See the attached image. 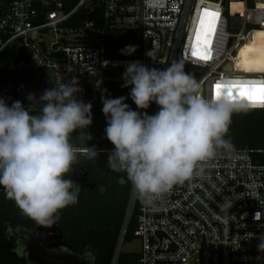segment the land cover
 <instances>
[{
  "label": "built area",
  "instance_id": "2783aa9c",
  "mask_svg": "<svg viewBox=\"0 0 264 264\" xmlns=\"http://www.w3.org/2000/svg\"><path fill=\"white\" fill-rule=\"evenodd\" d=\"M79 10L89 18L72 22ZM231 16L238 26L230 25ZM260 28L261 0L252 5L247 0H76L69 9L64 0H0V52L21 45L53 87L77 79L82 89L77 98L90 103L91 111L101 103L100 84L123 81L129 61L163 69L182 60L208 99L215 97L217 84L264 87V71H241L236 60L246 33ZM123 34L140 41L139 53L106 55L103 38ZM153 46L157 62L145 55ZM13 87L15 101L37 112L36 101L29 103L28 96L38 100L41 95L21 82ZM220 92L227 97V89ZM233 96L240 100L237 89ZM241 101L249 109H264V103ZM146 111L154 115L158 107L153 103ZM133 214L137 248L121 251ZM262 238L264 149L219 150L202 172L152 203L141 201L130 185L109 264H117L122 252L136 253L130 264H264Z\"/></svg>",
  "mask_w": 264,
  "mask_h": 264
},
{
  "label": "clouds",
  "instance_id": "9594fccd",
  "mask_svg": "<svg viewBox=\"0 0 264 264\" xmlns=\"http://www.w3.org/2000/svg\"><path fill=\"white\" fill-rule=\"evenodd\" d=\"M135 51L128 45L121 54ZM145 55L157 62L154 46ZM122 80L137 110L123 96H101L105 137L113 145L107 166L124 173L145 203L202 172L219 150H230L226 137L232 116L250 107L224 95L204 97L182 60L163 69L129 61ZM78 84L75 78L60 80L38 100L29 94L37 112L0 98V188L23 216L41 227L50 228L60 210L78 203L80 188L66 178L78 156L71 139L74 133L80 140L92 138L85 131L92 124V105L77 98L82 92ZM153 103L158 111L149 115L146 110ZM88 156L97 158V150L88 148ZM259 250L264 251V238Z\"/></svg>",
  "mask_w": 264,
  "mask_h": 264
},
{
  "label": "trees",
  "instance_id": "16d2710c",
  "mask_svg": "<svg viewBox=\"0 0 264 264\" xmlns=\"http://www.w3.org/2000/svg\"><path fill=\"white\" fill-rule=\"evenodd\" d=\"M252 1L247 0V4L252 5ZM75 2L76 0H64V7L69 9ZM83 18H89V15L82 14L79 10L75 13V19L72 22L81 21ZM245 38L246 42L238 50L236 56L237 66H240L239 70L253 73L264 71V31L251 29L246 33ZM102 41L106 55L128 56L121 54V50L128 45L136 47V51L132 55H137L140 51V41L125 34L114 38L104 37ZM14 52L11 45L5 46L0 52V98H4L9 106L15 101L14 85H10L7 79V71L11 66ZM184 69L189 73L185 63ZM122 84L123 81L101 83V96L111 98L123 96L126 98L125 103L132 110H137L129 96L130 88H123ZM102 107L101 104L100 108L91 111V115H95L99 119L96 120L90 135L100 131L105 137L107 125ZM75 135L74 133L71 140L74 146L86 147L88 145L89 140H77ZM226 138L231 140L233 145L231 149H264V109H249L247 112L234 114ZM103 146L113 147L106 137ZM124 203L112 202L108 206L99 199L83 198L79 195L78 203L60 210L57 225L62 237L78 256L87 261V264H109L124 212ZM33 224L32 220L20 213L14 202L5 198L4 191L0 188V264H28L21 258L22 254L18 252L20 247H23V243L18 241L19 239L17 240L15 236H9V228L18 227L27 232ZM4 227H6L5 230ZM133 229L134 214L126 227V239L132 237ZM135 257V252H122L118 256L117 264H130Z\"/></svg>",
  "mask_w": 264,
  "mask_h": 264
},
{
  "label": "water",
  "instance_id": "95a60500",
  "mask_svg": "<svg viewBox=\"0 0 264 264\" xmlns=\"http://www.w3.org/2000/svg\"><path fill=\"white\" fill-rule=\"evenodd\" d=\"M19 41L20 39L17 38L16 42ZM14 51L11 66L7 71V79L10 85L21 82L32 86L40 95L45 89L53 87L44 72L33 67L21 45L15 46ZM45 72L48 75L50 73L49 68L45 69ZM98 136L102 137L99 133L94 134L88 148L98 149L101 147L103 140L94 142ZM78 170L75 168L70 176L72 177V174ZM23 252L21 258L28 264H87V261L78 256L63 239L57 220L50 228L41 227L34 223L23 241Z\"/></svg>",
  "mask_w": 264,
  "mask_h": 264
},
{
  "label": "flooded vegetation",
  "instance_id": "af4514ba",
  "mask_svg": "<svg viewBox=\"0 0 264 264\" xmlns=\"http://www.w3.org/2000/svg\"><path fill=\"white\" fill-rule=\"evenodd\" d=\"M97 133L101 134L100 131H96L91 134V137ZM101 135L102 137L98 136L95 138V143L100 140H103L104 143L105 137L103 134ZM90 141L91 140H89V142ZM89 142L86 147L74 146L75 148H85L86 151H78L77 161L72 165V172L75 168L79 170L73 173L72 177L70 176L72 172H70L69 176L66 178H69L74 184L79 186L80 197L99 199L108 204V206H110L109 204L112 202L120 204L124 203L125 200L127 202L131 184L126 180L124 173L113 172L107 166V157L109 152L113 150V147H104L102 143L101 147L96 149L98 152L97 158L92 159L88 156ZM125 205L126 203H124V209ZM5 229L6 227H4V230ZM9 231L10 237L15 236L16 239H19L18 241L22 243L26 239L28 233V231L24 232L18 227H10ZM18 252L23 255V247H20Z\"/></svg>",
  "mask_w": 264,
  "mask_h": 264
},
{
  "label": "snow or ice",
  "instance_id": "6c2138e0",
  "mask_svg": "<svg viewBox=\"0 0 264 264\" xmlns=\"http://www.w3.org/2000/svg\"><path fill=\"white\" fill-rule=\"evenodd\" d=\"M203 58L204 57H201V59ZM214 87L216 89L215 97L221 95V89H227V97L230 100H237L236 97L233 96V89H237L240 100H247L250 104L264 103V87L250 88L247 84H217Z\"/></svg>",
  "mask_w": 264,
  "mask_h": 264
},
{
  "label": "rangeland",
  "instance_id": "374dc122",
  "mask_svg": "<svg viewBox=\"0 0 264 264\" xmlns=\"http://www.w3.org/2000/svg\"><path fill=\"white\" fill-rule=\"evenodd\" d=\"M264 1V0H261ZM230 25L232 26H238V22L234 17H230V21H229ZM189 74L191 75L190 72H192V68H189ZM194 72V71H193ZM195 74V73H194ZM102 103H97L95 105L96 108H100ZM99 118L96 117L95 115H92V124L86 129L89 134L92 131L91 129L94 127V124L96 123V120H98ZM125 210V209H124ZM124 214V212H123ZM137 248V241L134 238H130V239H124L121 244H120V249L121 251H128V250H132V249H136Z\"/></svg>",
  "mask_w": 264,
  "mask_h": 264
},
{
  "label": "bare ground",
  "instance_id": "6f19581e",
  "mask_svg": "<svg viewBox=\"0 0 264 264\" xmlns=\"http://www.w3.org/2000/svg\"><path fill=\"white\" fill-rule=\"evenodd\" d=\"M233 5V4H232ZM259 30H261V31H264V28H260V29H258V31ZM245 42H246V38H245V36H244V38H243V40L241 41V43L239 44V46L237 47V49H236V56H237V52H238V50L245 44Z\"/></svg>",
  "mask_w": 264,
  "mask_h": 264
}]
</instances>
